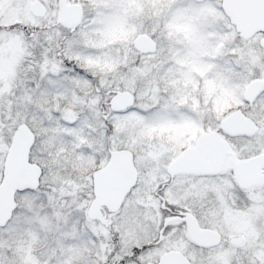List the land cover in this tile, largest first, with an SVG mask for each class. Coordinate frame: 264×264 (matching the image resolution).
I'll return each mask as SVG.
<instances>
[{"label":"snow or ice","instance_id":"6c2138e0","mask_svg":"<svg viewBox=\"0 0 264 264\" xmlns=\"http://www.w3.org/2000/svg\"><path fill=\"white\" fill-rule=\"evenodd\" d=\"M0 264H264V0H0Z\"/></svg>","mask_w":264,"mask_h":264}]
</instances>
